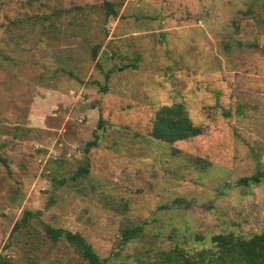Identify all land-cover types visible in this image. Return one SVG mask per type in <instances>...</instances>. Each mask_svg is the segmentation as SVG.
<instances>
[{"label":"rangeland","instance_id":"1","mask_svg":"<svg viewBox=\"0 0 264 264\" xmlns=\"http://www.w3.org/2000/svg\"><path fill=\"white\" fill-rule=\"evenodd\" d=\"M174 103L202 133L168 144ZM45 226L107 264L264 231L263 0H0V258L85 264Z\"/></svg>","mask_w":264,"mask_h":264},{"label":"trees","instance_id":"2","mask_svg":"<svg viewBox=\"0 0 264 264\" xmlns=\"http://www.w3.org/2000/svg\"><path fill=\"white\" fill-rule=\"evenodd\" d=\"M264 2V0H263ZM110 12V10H107ZM202 128L190 120L186 110L180 103L162 105L158 108L152 121L150 135L156 140L172 144L186 141L199 136ZM86 143L85 150L95 147L97 138ZM78 177L88 174L87 168H80L76 172ZM260 175H252L239 179L240 185L259 182ZM39 212L25 211L22 218L17 221L11 231L24 227L32 217L38 218ZM45 233L52 242H64L71 247L85 264H107L110 257L100 258L92 246L78 233L68 230L45 226ZM143 227H125L121 229V245H125L140 237ZM201 239V238H200ZM199 238L197 240H200ZM0 264H13L0 258ZM62 264V263H54ZM127 264V263H122ZM132 264H264V231L250 237H242L233 233H219L209 238L208 246L188 251L179 247L168 250H151L144 258L137 257Z\"/></svg>","mask_w":264,"mask_h":264}]
</instances>
